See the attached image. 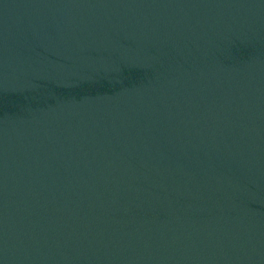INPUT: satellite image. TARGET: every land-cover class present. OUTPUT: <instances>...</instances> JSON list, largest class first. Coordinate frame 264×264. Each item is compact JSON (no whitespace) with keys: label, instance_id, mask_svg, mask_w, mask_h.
Listing matches in <instances>:
<instances>
[{"label":"water","instance_id":"95a60500","mask_svg":"<svg viewBox=\"0 0 264 264\" xmlns=\"http://www.w3.org/2000/svg\"><path fill=\"white\" fill-rule=\"evenodd\" d=\"M0 264H264V0H0Z\"/></svg>","mask_w":264,"mask_h":264}]
</instances>
